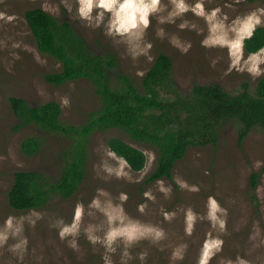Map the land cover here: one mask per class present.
Instances as JSON below:
<instances>
[{
    "label": "rangeland",
    "instance_id": "obj_1",
    "mask_svg": "<svg viewBox=\"0 0 264 264\" xmlns=\"http://www.w3.org/2000/svg\"><path fill=\"white\" fill-rule=\"evenodd\" d=\"M223 2L224 0H216L219 4ZM256 6L258 0H243L235 10L226 11L230 15H236ZM36 8H40V0H0V14H3L0 18V224L10 214L19 216L28 212L15 210L9 204L8 193L14 183L15 174L19 171L39 170L45 172L51 180H56L60 173L62 151L68 145L67 138L59 134L40 132L35 126L14 130L19 120L13 112L10 98H24L33 105L56 101L62 107L61 120L75 125L84 123L89 113L101 107L100 97L89 80L79 79L64 85H55L45 79L46 74L59 72L62 65L56 59L43 54L36 44L25 18L28 10ZM8 17L13 19L9 20ZM55 17L61 21H70L92 50L116 53L119 68L113 72V76H117L119 72L128 74L139 86L160 52L172 57L175 79L185 94L191 91L194 84L211 83L220 84L229 92H236L244 81H249L254 86L264 77L253 80L247 73L229 72L227 49H205L200 43L201 36L191 31L179 32L175 26L164 27L170 35L176 33L192 42L193 46L187 54L172 47L167 39L157 38L155 32L160 26L153 24L146 38L154 44L152 54L155 59L148 62L141 57L133 62L126 55L123 45L114 43L99 30L86 28L83 22L71 21L63 8L62 15ZM193 22L204 26L202 20L193 18ZM248 54L243 48L242 55L247 57ZM139 71L144 72L143 77L137 75ZM64 98L69 101L67 106L63 104ZM34 135L44 138V146L37 155L25 156L20 148L21 142ZM111 137H118L142 150L147 156L146 167L136 172L128 165L125 171L130 178H102L103 174L98 176L95 166L106 159L105 152L110 150L108 141ZM152 155H155L154 161L151 159ZM157 161L158 151L155 147L134 141L123 130L96 132L90 145L86 178L79 191L69 199L55 196L48 205L36 209L43 213V219L36 227L26 225L30 244L22 264H102L103 248L99 245L92 246L83 233L79 237L80 251L77 252L59 238L56 229L50 227L58 218L71 222L76 203L83 201L87 205L96 194L97 188L106 189L114 198L121 192L127 193L129 200L125 203V208L130 216L166 230L167 238L160 244L152 245L143 241L133 249L134 254L148 252L147 264H173L170 259L172 249L181 243H186L188 248L184 260L175 264H196L200 248L210 232L225 241L222 252L210 264H220L222 258L234 260L238 255L247 259L249 264H264L263 131H252L239 144L236 126L228 123L223 127L216 145L190 147L185 158L176 163L173 178L178 176L189 185L197 186L200 189L198 192L181 189L174 183L173 178L163 179L173 188L171 196L165 198L157 190V181L146 183L155 170ZM257 161L261 162L259 168L256 167ZM257 172H261V176L257 186L253 187L252 177ZM141 175L144 179L136 183ZM148 189L154 192L156 200L148 202V208L142 215L137 206L145 202L143 193ZM209 196H215L221 206L228 210L226 232L213 230L209 222L203 220L197 223L191 236L185 235L184 217L180 210L191 207L197 213L206 215ZM164 210L177 211L178 215L171 222L165 221L162 214ZM91 219L93 218L86 216L84 225ZM114 259L118 262V254ZM0 264L20 262L4 248L0 249ZM133 264H139V261H134Z\"/></svg>",
    "mask_w": 264,
    "mask_h": 264
},
{
    "label": "trees",
    "instance_id": "obj_2",
    "mask_svg": "<svg viewBox=\"0 0 264 264\" xmlns=\"http://www.w3.org/2000/svg\"><path fill=\"white\" fill-rule=\"evenodd\" d=\"M25 18L39 50L62 65L59 72L45 75L47 82L64 85L87 79L100 97L101 107L89 113L84 123L75 125L61 120L62 107L56 101L33 105L24 98H10L19 120L14 130L35 126L40 132L68 139L56 180L39 170L15 174L8 193L15 210L40 209L55 196L72 198L85 181L92 137L98 131L120 129L134 141L157 149V166L147 178L148 184L172 179L176 163L185 158L188 149L216 145L228 123L236 126L239 144L254 130L264 132V77L254 86L244 81L236 92L211 83L194 84L185 94L175 79L172 57L160 52L139 86L128 74L113 76L119 68L116 53L92 50L70 21H61L40 8L28 10ZM244 46L247 53L264 47V27L258 28ZM44 143L41 135L29 136L20 148L25 156L32 157ZM108 145L133 171L146 167L147 156L139 148L118 137H111ZM260 176L261 172L253 174V187Z\"/></svg>",
    "mask_w": 264,
    "mask_h": 264
},
{
    "label": "clouds",
    "instance_id": "obj_3",
    "mask_svg": "<svg viewBox=\"0 0 264 264\" xmlns=\"http://www.w3.org/2000/svg\"><path fill=\"white\" fill-rule=\"evenodd\" d=\"M242 2L243 0H224L222 4L216 3V0H40V10L49 15L60 16L63 8L71 21L83 22L86 28L99 30L114 43L123 45L126 55L133 62L141 57L148 62L155 59L152 54L154 44L146 38L153 24L160 26L156 29V37L167 39L172 47L183 54L190 51L192 42L176 33L170 35L164 26H175L179 32H195L202 37L200 43L205 49H227L229 72L247 73L255 80L264 76V47L250 52L247 57L242 52L245 41L251 40L257 29L264 27V0H258V6L236 15H230L226 11L235 10ZM2 17L3 14H0V18ZM193 18L202 20L204 26L193 22ZM137 75L143 77L144 72L139 71ZM68 103V99L64 98L63 104L67 106ZM105 157L95 166L98 176L103 174L102 178L114 176L117 179L129 177V173L125 171L128 163L123 157L112 150H107ZM151 159L154 161L155 155ZM260 165L261 162L257 161L256 167L259 168ZM143 179L144 176L141 175L135 182L140 183ZM173 179L181 189L191 192L200 190L178 176ZM156 186L165 198L171 196L173 188L165 180H158ZM143 196L145 202L137 206L142 215L148 208V202L156 200L151 189L146 190ZM128 200L129 196L125 192L114 198L106 189L97 188L87 205L83 201L76 203L71 222L58 218L50 227L56 229L59 238L77 252L80 251L79 237L83 233L92 246L99 245L103 248L102 264H133L137 260L139 264H147L148 252L134 254L133 249L143 241L158 245L167 238V233L158 225L130 216L125 208ZM206 208V215L197 213L191 207L180 210L184 217L185 235L191 236L197 223L203 220H207L213 230L226 232L228 210L221 206L215 196L208 197ZM162 214L165 221L171 222L178 212L164 210ZM86 216L93 219L85 226L83 221ZM96 217L99 219H94ZM41 219L43 213L35 208L19 216L8 215L0 224V249L6 248L22 264L30 244L26 225L35 228ZM224 243L219 235L210 232L200 248L196 264H210L222 252ZM187 248L186 243L173 247L170 257L173 264L184 260ZM117 254L118 262L114 259ZM220 264H249V261L238 255L234 260L222 258Z\"/></svg>",
    "mask_w": 264,
    "mask_h": 264
}]
</instances>
